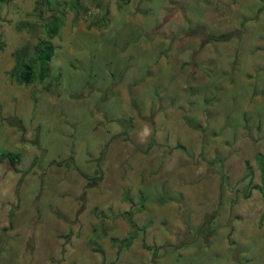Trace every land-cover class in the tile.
I'll list each match as a JSON object with an SVG mask.
<instances>
[{
	"label": "rangeland",
	"instance_id": "374dc122",
	"mask_svg": "<svg viewBox=\"0 0 264 264\" xmlns=\"http://www.w3.org/2000/svg\"><path fill=\"white\" fill-rule=\"evenodd\" d=\"M46 1L0 0V264H264V0Z\"/></svg>",
	"mask_w": 264,
	"mask_h": 264
},
{
	"label": "trees",
	"instance_id": "16d2710c",
	"mask_svg": "<svg viewBox=\"0 0 264 264\" xmlns=\"http://www.w3.org/2000/svg\"><path fill=\"white\" fill-rule=\"evenodd\" d=\"M77 0H70V5L73 6ZM40 3V2H39ZM48 3V0L44 3ZM51 19L49 22H44L43 23V29L46 38L42 39H37L34 43V50H30L31 52H27L26 46L24 48L19 49V51H15V64L10 69V75L13 77V79L21 84H28L32 81H37L39 79H42L48 72V64L51 55L53 54L54 51V46L50 42L49 38L52 37L57 33L58 30V19L56 16L51 15ZM227 32H225L226 34ZM217 36H221L220 34ZM224 37V35H223ZM226 38L224 37V40ZM26 57H25V56ZM7 158V160L12 163L14 160L15 154L12 155H3ZM258 157L260 159V163L263 164V154H258ZM56 165H59L61 161H53ZM261 168V174L262 178L261 180L264 182V171ZM250 175V172L247 173ZM248 194L245 192L244 196H247ZM130 239V236L122 240L125 242V244L128 243ZM143 247L145 249H151L150 246L144 245ZM153 250H155L153 248ZM155 251H152L153 255Z\"/></svg>",
	"mask_w": 264,
	"mask_h": 264
},
{
	"label": "crops",
	"instance_id": "0c3cea01",
	"mask_svg": "<svg viewBox=\"0 0 264 264\" xmlns=\"http://www.w3.org/2000/svg\"><path fill=\"white\" fill-rule=\"evenodd\" d=\"M252 18H255V16L253 15V16H251ZM208 40V39H207ZM206 44V43H205ZM257 60V59H256ZM254 63V62H253ZM255 65H261V62L260 63H258L257 61H256V63H254ZM255 69V68H254Z\"/></svg>",
	"mask_w": 264,
	"mask_h": 264
}]
</instances>
